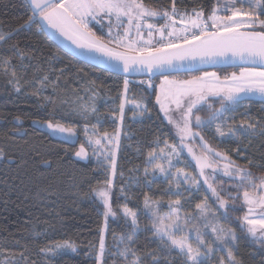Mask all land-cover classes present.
I'll return each mask as SVG.
<instances>
[{
  "label": "snow or ice",
  "instance_id": "obj_1",
  "mask_svg": "<svg viewBox=\"0 0 264 264\" xmlns=\"http://www.w3.org/2000/svg\"><path fill=\"white\" fill-rule=\"evenodd\" d=\"M29 4L31 14L13 32L27 34L33 26L37 30H43L46 26L71 40L78 49L100 53L102 57L107 58V62H120L125 73L159 71L163 79L156 95V103L168 123L176 129L180 140L179 145H170L164 140V148L157 151L156 147H153L147 152L146 166L143 169L145 186L151 190L158 172L168 180V188L164 191L178 198L169 202L168 213L161 214V201L154 200L145 193L143 207L149 214L151 228L145 225L142 229L138 212L128 206L131 197L127 195V185L120 186L119 195L114 192L117 177L116 152L107 145H115L118 149L120 132L117 131L114 136L107 132L97 136L98 128L93 125V133L88 135V125H84L85 134L88 135V147L81 144L74 153L75 157L88 160V148H91L93 155L98 158V164L103 167L104 162H107L110 168V174L105 178L103 187L91 189L104 208V223L99 229L97 264L104 262L105 233L108 231L109 218L115 220L118 217L124 219L126 227L130 225L131 231L116 238L123 244V249L111 255H119L125 264H175L173 250H176L177 256L180 257L179 264H213L214 254L219 256L218 264H244L235 253L245 237L258 246V251H254L252 255H258L259 264H264V174L256 175L247 166H241L233 160L227 151H217L202 134L204 129L212 130L214 125V134L221 138L222 142L237 141V148L233 151L238 157L245 155L241 149H248L253 137H259L264 144V119L255 120L247 111L242 114L244 119L239 122L235 119L244 100L251 101L253 97L258 96L264 101V0H226L224 3L217 0L207 15L202 7L192 8L191 12H179L176 0H171L170 9L150 7L144 0H29ZM105 18L109 20L107 39L105 35H97L89 27L92 21L100 24ZM113 18L115 24L112 23ZM157 18L162 19L163 23H158ZM121 27L122 32H113V28ZM145 30L147 39L144 38ZM13 32L0 31V49L5 47ZM154 34L159 36L155 45ZM25 39L31 37L25 35ZM7 50L11 55L4 56L0 53V75L8 77V83L16 93H21L25 86H33L31 93L24 94L37 96L43 89L51 87L53 93L59 97L62 87L68 84V81L64 80V69L57 70L49 62L45 70L41 64V56L35 49L26 50L22 47L20 40L8 44ZM14 59L16 64H13ZM220 60L239 61V73L233 72L223 79L216 72L208 71L190 79H169V75H164L169 70L183 67L185 63L193 67L196 62L214 64ZM30 67L32 75L25 78ZM62 80L64 84L60 83ZM140 83L146 84L148 88L153 87L151 79ZM91 84L94 85L95 81ZM128 87L129 80L125 79V93ZM73 91L75 93V90ZM85 91H90L92 97L98 94L93 87ZM81 99L76 94V100L62 99L60 102L70 103L72 113L87 121L89 115L96 112V108L94 105L79 103ZM44 100L53 106L56 103L52 97H44ZM216 101L220 105L219 108L214 107ZM126 102L133 101L124 100L120 103L121 124L124 121ZM136 108L141 110L140 115L148 111L147 106L142 107L140 103H136ZM201 111H205L207 115L201 116ZM226 112L232 116H225ZM15 119L21 123L19 116ZM39 123L45 124L53 132L67 133L69 142H74L72 138L76 136V128L73 124L60 123L54 117L43 122L33 120V124ZM15 131L20 132L21 129L17 128ZM196 138H199V153L194 151L192 143H189H194ZM105 139L107 144L104 143ZM160 143L159 138L154 141L157 147ZM165 148L168 151H165ZM184 149H187L195 160L198 175L185 172L183 168L173 164V160L179 161ZM5 155L4 150L0 148V159H4ZM101 156L103 160L99 159ZM8 159L11 160L12 157ZM42 163L50 167L52 161L44 160ZM248 164H252L250 159ZM109 168L105 171L108 172ZM174 168L175 171H172ZM209 169L210 173L206 171ZM130 171L135 172L138 169ZM217 172L229 178L230 187L224 186V180L216 182ZM119 175L123 177L124 174L120 172ZM149 176L151 178H148ZM132 182L137 185L140 183L136 177H132ZM182 182L188 185L187 189L181 190ZM203 185H207V191L215 198L217 207L213 208L208 203L209 197L205 196L195 205L197 217H193L191 213L181 216L182 203L179 197L183 196L184 191H188L189 195L193 189L199 192ZM173 188L176 191H173ZM11 191L12 187L9 185L8 191L0 193V202L5 210L10 203L8 197ZM121 196L124 197L122 204L119 203ZM24 199L27 200L28 196L25 195ZM258 209L260 211H257ZM237 211H243V215H236ZM221 217L224 223L220 222ZM194 219L204 220L203 228L210 230L212 240L207 239L208 233L200 227H189ZM233 220L239 221V234L231 227ZM140 231H151L152 237L159 241L157 247L148 250L136 249L137 233ZM65 249L77 251L76 245L67 240L51 241L39 251L48 258L60 254ZM21 258L25 261L28 259L23 253ZM6 264H15V261L7 260ZM31 264L36 262L32 261ZM47 264H51L50 259Z\"/></svg>",
  "mask_w": 264,
  "mask_h": 264
},
{
  "label": "trees",
  "instance_id": "obj_2",
  "mask_svg": "<svg viewBox=\"0 0 264 264\" xmlns=\"http://www.w3.org/2000/svg\"><path fill=\"white\" fill-rule=\"evenodd\" d=\"M216 2L217 0H176V5L179 12H191L192 8L202 7L207 15ZM144 3L157 9L171 7V0H144ZM30 14V6L26 0H0V31L13 32ZM95 32L97 35H103L98 28H95ZM25 35L30 36L31 39L26 40ZM17 40L21 41V46L26 50L35 49L41 56V64L45 70L49 62L57 70L64 69V80L68 81V84L62 87L59 97L53 93L51 87L43 89L40 95L33 96L24 94L31 93L33 86H25L21 93H16L13 86L8 83V77L0 75V148L6 154L4 159H0V193L8 191L9 185L12 187L8 197L10 203L6 210L0 202V264H5L2 262V252L13 250L16 255H20L23 252L22 249L26 252V249L35 244L33 236L41 235L43 231L50 234L53 241L67 240L82 249L96 247L99 244V229L104 220L103 209L91 189L103 185L107 175L101 171L93 159L81 160L75 157V151L81 144H85L79 130H76V136L72 138L74 142H69L68 135H56L43 123L33 124V120L43 122L53 117L60 123L71 121L70 117H66L71 112V104L61 103L62 99L74 101L78 94L82 98L78 101L79 103L84 99L89 101L92 93L85 89L93 87L98 93L95 100L96 107L99 111L106 112L107 103L104 101L107 99L113 107H118L124 80L128 79L129 91L146 100L147 115L141 122L134 123L130 127L132 146L119 158L118 172H123L124 175L123 177L119 175L116 180V184L127 185L131 196L130 207L139 213L145 193L155 200H168L170 197L160 191L164 188L160 179L155 180L153 187L149 190L142 182L143 178L139 171L136 173L130 170L143 168L147 149L157 138L175 144L176 137L162 119L155 102L156 89L151 90L147 86L143 87L144 85L134 83L135 80L147 79L146 77L128 78L82 62L59 48L35 26L27 34L13 32L5 47L0 49V53L4 56L11 55L7 45ZM16 63L14 59L13 64ZM237 69L226 68L214 71L231 72ZM198 73L201 72L179 75L194 76ZM31 75L30 67L25 78ZM157 78L163 77H152L153 80ZM64 80L60 83L64 84ZM92 81H95L94 85L91 84ZM44 97H52L56 100L55 105L48 104ZM243 102L246 105L240 107V112L247 111L248 115L255 120L264 119V101L251 99V101ZM42 104L44 107H41ZM224 115L226 116V113ZM17 116L20 117L21 123L16 121ZM92 118L93 116L90 120ZM244 118L243 116L242 119ZM17 128L21 131L16 132ZM204 136L217 149L227 151L241 166L249 167L258 175L264 174V167L258 166L264 165V155H262L264 144L259 137H253L248 149H241L245 155L238 157L233 151L237 148V143L234 144L235 140L222 142L212 133H205ZM137 153L141 155L136 157ZM8 157L12 159L9 160ZM249 159L252 161L250 165ZM44 160H51V166L44 165L42 163ZM24 161L27 163L25 164ZM132 177L139 179V185L132 183ZM117 189L115 188L114 192L119 195ZM25 195L28 196L27 200L24 199ZM87 196L92 199L89 201ZM119 203L122 204L121 198ZM113 206L116 207L115 197ZM148 223L146 225L149 228ZM129 233L130 229L125 226L123 218L118 217L115 220L109 218L105 243L111 247V242L116 236ZM46 236L41 237L46 238ZM137 237L136 249L138 250L156 248L159 243L156 237H152L151 231H140ZM254 251L256 250L253 246L244 239L235 254L237 258L244 261V264H259V256L252 255ZM85 252L81 250L76 254L58 255L51 264H97L95 258L87 256ZM173 256L176 257L175 264H179L180 257L174 250ZM115 264H125V261L117 259Z\"/></svg>",
  "mask_w": 264,
  "mask_h": 264
},
{
  "label": "rangeland",
  "instance_id": "obj_3",
  "mask_svg": "<svg viewBox=\"0 0 264 264\" xmlns=\"http://www.w3.org/2000/svg\"><path fill=\"white\" fill-rule=\"evenodd\" d=\"M219 2L220 3H224V2H226V0H220ZM245 6H247V5H245ZM157 20H158V23H163L162 19L157 18ZM112 23L115 24V19L114 18L112 20ZM108 25H109V20L107 18H105V19H103L101 21L100 24H97L95 21H92L89 24V27L92 28L93 31H95V28H98L102 32V34L105 35V38L107 39L106 33L108 32ZM125 26H126V23H125ZM178 27H180V25H178ZM116 31L122 32L123 31V27H121L120 29L113 28V32L115 33ZM132 36L133 37L135 36L134 32L132 33ZM144 38L145 39L148 38L147 37V30H145V32H144ZM158 40H159V36L154 34V36H153V44L155 45ZM239 71H240V68H238L237 70L231 71V72H220V71L218 72V71H214V70H210L208 72H216L221 77V79H223L225 76H229L233 72H236L238 74ZM203 72L198 73V74H196L194 76H200V75L203 74ZM191 77H193V76L172 75V76H169V79H172V78H176V79H190ZM149 79H151L152 82H153V87L149 88V89H151V90L156 89V95H157L158 92H159V85H160L161 80L163 78H157L156 80H153L152 78H147V79H143V80H139L138 79V80H135L134 83L142 85L140 83V81H147ZM129 84H130V82H129ZM143 85H144L143 87L147 86L146 84H143ZM90 97H91V99H90L91 101L90 100L87 101V99H84L81 103H87L89 105H94L95 108H96V112L95 113H91L89 115L88 120L85 121L82 118H80L78 115L73 114L72 110H71L70 114L68 116H66L67 118L70 117L71 121L68 120L69 121L68 123H63V124H66V125L67 124H73L75 126L76 130H79L82 133L83 139L85 141L86 148L88 147V145L86 143V141L88 139V135H92V133H93V128H92L93 125H96L97 128H98V132L96 133L97 136H100L104 132H107L110 135L114 136L117 131L120 132V145H119V148L116 149L115 145H107L109 148L115 149V152H116L117 177L115 179V185H116L115 188H118L117 191L119 193V188H120L121 185L116 184V180H117V178L119 176V172H118L119 158L121 157L122 153L125 150H130L131 149V146H132L131 135H132V133L130 131V127H132V125L134 123L141 122V120L144 119V117L147 115L146 114L147 112H145L144 115H140L139 114L141 110L136 108V103H140L142 105V107L145 106V105L147 106L146 100L142 96H136L131 91H129V87H128L127 93H125L124 88H123V91L121 93L120 103L122 101H124V100L133 101V102H126L125 103L124 121H123V124H121V121L119 119V106L118 107H116V106L113 107L110 104V102H108L107 99H106L104 101V102L107 103L106 112L99 111V108H97L96 105H95V100L97 99V96L92 97V94H91ZM252 99L261 100L258 96L257 97H253ZM155 102H156V99H155ZM243 105H246V104L243 102ZM157 107H158V109L160 111L162 119L167 123V125H168L170 131L172 132V134L176 136L175 137V144H171L169 142L168 143L170 145H179L180 140H179V137L176 135V129L172 125H170L168 123L167 119L164 116V113L161 112L160 107H159L158 104H157ZM214 107L218 108L219 105H216ZM199 114L201 116H206L207 115V113L205 111H201ZM242 114H243V112H240V108H239V110H238V112H237V114L235 116V119H236L237 122H239L238 119H242L243 118ZM92 116H93V118L90 120V118ZM226 116L231 117L232 114L226 112ZM89 120H90V123H89ZM217 123H219V121H217ZM85 124L88 125V135H86L85 131H84V125ZM214 127L215 126L213 125L212 130L204 129L202 134L204 135L205 133L206 134H211L212 133V135L215 136ZM49 131H51L52 133H54L56 135H62V136L68 135L67 133L53 132L50 129H49ZM125 133H127V135H125ZM215 137H216V139L221 141V138H219L217 136H215ZM191 142L192 141H189V143H191ZM104 143L107 144V140L106 139L104 140ZM236 143L237 142L235 141L234 144L236 145ZM193 144H194V146H193L194 151L199 153L200 148L197 146V144L195 142ZM153 147H156L157 151H159L160 148H164L165 146H164V144H163V142L161 140V143L159 144L158 147L153 143L152 146L149 149H147V152L152 150ZM88 151H89V158L93 159L98 164V162H97L98 158H97V156L93 155L92 149L88 148ZM165 151H168V149L165 148ZM147 152L145 154V159H146V156H147ZM140 155L141 154L137 153L136 157H138ZM99 159L103 160V156L99 157ZM161 162H163V161H161ZM173 164L176 165V167H178V168H183L185 172L192 173L193 175H198V169L195 166V160L188 153V151L183 150L181 152V156H180L179 161L173 160ZM98 166L101 169V171H103V173H105L107 176L110 174V168H109L107 162H104V166L103 167H101L99 164H98ZM145 166L146 165L144 164L142 169H138L141 177L143 178L142 182L144 184H145L146 177L144 176L143 169H144ZM106 168H109L108 172L105 171ZM138 171H136V173ZM172 171H175V168L172 169ZM206 171L209 172V173L211 172L210 169L206 170ZM150 172H151V169H150ZM254 174L258 175L257 173H254ZM216 177H217L216 182H218L220 180H224L226 182L224 186L225 187H230V182H229V178L228 177H224L219 172H217ZM148 178H151V176H149ZM158 179L161 180V182L163 183V186H164V188L160 189V191H162V193H166L164 191V189L168 188V180L165 179L164 176L160 175L157 172L156 173V180H158ZM132 183L134 185H137L134 182H132ZM201 183H202V178H201ZM100 187H103V185H101ZM152 187H153V185H152ZM187 188H188V185L183 184V182H182L181 190L187 189ZM173 191H176V189L173 188ZM127 195L130 196L128 191H127ZM166 195L169 196L170 199H168V200L167 199L166 200L158 199V200L161 201L160 206H159V212L161 214L168 213L170 211L169 202L173 201V200H176L178 198L175 195H171L170 196L168 193H166ZM94 196H95L96 200L98 201V203L102 206V209L104 211L102 202L96 197L95 194H94ZM205 196L209 197L208 203L210 205H212L213 208H216L217 205L214 203V199L215 198L212 197L210 191H207V185H203V187L200 189L199 192H197L195 189H193L191 191V195H189L188 191H184L183 192V196L179 197L181 199V203H182V209H181L180 215L184 216V215H186L188 213H191L193 215V217H197L198 216V212L195 209V205L197 203H200L204 199ZM87 198H88L89 201L92 199L89 196H87ZM120 198L122 199V203H124V197L121 196ZM130 200H128V206L129 207H130V204H129ZM141 205H142V208H141L140 213L137 210H134V211L138 212L139 223L141 225V228L143 229L144 226L149 222V214H148L147 210H145L144 207H143V201H142ZM244 210L246 211V209H244ZM257 211H260V210L258 209ZM217 215H219V213H217ZM236 215L242 216L243 215V211H237ZM220 222L224 223L222 217L220 218ZM103 223H104V220H103ZM148 224H149V229H150L151 225H150V223H148ZM203 225H204V220L203 219H194L189 224V227H200L203 231L208 233L207 239L208 240H212L213 237H212V234H211L210 230L209 229H204ZM128 227H129V229L131 231L130 225ZM231 227L236 229L237 233L239 234V232H240L239 221L233 220V222L231 224ZM42 235L43 236L47 235V236H46V238H44V237H41ZM105 235H106V233H105ZM120 236L121 235L116 236V238H118ZM33 238H34L35 244L32 247H30L29 249H26V252H24V250L22 249L23 255L28 258L27 261H25L24 259L21 258V254L20 255H16L13 250H5L4 252H2L3 253L2 254V262L6 264L7 260H14L15 264H31L32 261H35L36 264H47V260L48 259H50L51 263H52V260L58 255H61V254H76L77 252H80L81 250H84V252L86 250V252H85L86 255L94 257L95 260H96V257L98 255L99 244L96 247H92L91 246V247H87V248H83L82 249L77 244L74 243L76 245V248H77L76 252H72L71 249H65L60 254H58V255H56L54 257L46 258L42 253H40L39 249L41 247H44V246L48 245L51 241H53V240H51L52 236L50 234H48L46 231H43L41 235H37L36 234V235L33 236ZM116 238L111 242V247H108L106 245V253H105L103 264H106L107 262H108V264H113L117 259L124 260L119 255H115V256L111 255V253H118L120 250L123 249V244H120L118 239H116ZM244 239H245L246 242L250 243L253 246L254 250L258 251V246L256 244L252 243L250 238L245 237ZM174 251H176V250H174ZM220 255H222V253ZM218 259H219V256L214 254L213 264H218Z\"/></svg>",
  "mask_w": 264,
  "mask_h": 264
},
{
  "label": "water",
  "instance_id": "obj_4",
  "mask_svg": "<svg viewBox=\"0 0 264 264\" xmlns=\"http://www.w3.org/2000/svg\"><path fill=\"white\" fill-rule=\"evenodd\" d=\"M26 1L30 6L29 0ZM42 31L54 44H56L66 53L70 54L71 56L82 62L88 63L100 69L128 78L163 77V75L159 71H154L152 73H148L146 71L125 73L122 70V65L120 64V62H116V61L107 62V58L102 57L100 53H95V52L89 53L87 49H78L76 45H74L71 42V40L67 39L64 36H61L54 29H49L45 26V28ZM256 67L259 68L260 66H256ZM226 68H241V64L239 61L232 62L231 60H220L219 62L214 64L213 63L200 64L199 62H196L195 66L190 67L187 63H185L183 67H179L175 70H169V72L164 73V75L171 76V75H179V74H189L194 72H203V71L226 69ZM205 140L207 139L205 138ZM195 142H197L199 146V138H196ZM208 143L217 151H221L217 149L215 146H213L209 141Z\"/></svg>",
  "mask_w": 264,
  "mask_h": 264
},
{
  "label": "flooded vegetation",
  "instance_id": "obj_5",
  "mask_svg": "<svg viewBox=\"0 0 264 264\" xmlns=\"http://www.w3.org/2000/svg\"><path fill=\"white\" fill-rule=\"evenodd\" d=\"M216 105H219V103H218V101H216V102H214V106H216ZM220 106V105H219ZM219 108V107H218ZM192 143V145L194 146V144H193V142H191ZM196 144H197V142H195ZM197 146H198V144H197ZM199 147V146H198ZM185 151H187V149H184Z\"/></svg>",
  "mask_w": 264,
  "mask_h": 264
},
{
  "label": "crops",
  "instance_id": "obj_6",
  "mask_svg": "<svg viewBox=\"0 0 264 264\" xmlns=\"http://www.w3.org/2000/svg\"><path fill=\"white\" fill-rule=\"evenodd\" d=\"M230 76V75H229Z\"/></svg>",
  "mask_w": 264,
  "mask_h": 264
}]
</instances>
